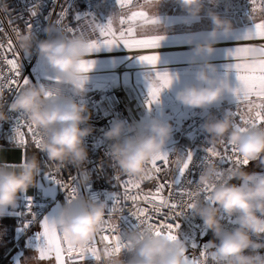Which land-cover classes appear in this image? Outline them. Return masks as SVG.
Segmentation results:
<instances>
[{
    "label": "clouds",
    "instance_id": "obj_1",
    "mask_svg": "<svg viewBox=\"0 0 264 264\" xmlns=\"http://www.w3.org/2000/svg\"><path fill=\"white\" fill-rule=\"evenodd\" d=\"M157 3L158 0H153L149 6L155 11ZM177 3L193 19L200 17L205 6V0H177ZM4 8L7 9L6 0ZM208 16L212 23L208 39L202 43L190 42L195 83L183 86L175 94L183 106L205 111L220 103L225 94L224 86L218 82L217 66L207 57L214 53L213 42L218 35L233 30L232 22L218 13L210 11ZM45 34L46 38L39 39L32 31L25 30L16 43L21 52L35 53L47 61L56 74L58 89L51 91L40 83L28 84L10 102L4 98L5 90L0 89V123L9 121V112L23 113L27 122L39 131L40 150L47 161L57 170L72 165L80 170L81 183L86 184L90 179L83 168L89 155L86 138L94 129L89 123L91 113L87 105L75 97L85 93L89 80V71H84L82 64L92 53L90 39L85 33L65 34L56 24L47 26ZM260 61H264V54H255L253 62ZM172 85L173 79L168 88ZM64 88L70 94L62 91ZM232 113L226 110L221 118L210 116L202 127L212 145L223 146L228 142L236 148L241 160L248 163L223 170L214 160L206 163L196 186L207 192L190 209L213 234L208 244L218 257L217 264H264V174L247 171L252 163L264 166V126L240 130ZM172 134L169 122L153 116L143 124L116 120L103 135L110 142V158L118 171L145 181L153 175L152 160L164 152ZM41 171V161L35 155L18 164L0 162V215L5 209L16 208L20 197L37 186ZM107 207L104 201L79 196L61 207L56 218L57 229L73 247L85 246L101 231ZM221 212L234 218V227L222 222ZM125 239L129 244L128 259L121 252L104 247L97 253L98 264H185L189 244L183 239L173 240L167 234L157 235L147 228L129 231Z\"/></svg>",
    "mask_w": 264,
    "mask_h": 264
},
{
    "label": "built area",
    "instance_id": "obj_2",
    "mask_svg": "<svg viewBox=\"0 0 264 264\" xmlns=\"http://www.w3.org/2000/svg\"><path fill=\"white\" fill-rule=\"evenodd\" d=\"M135 0H133L134 2ZM7 9L4 8L5 0H0V21L4 29L3 33H0V42L7 45L9 38L12 39L15 45V50L19 55V61L21 63V81L23 77L28 78L30 84H43L49 90L56 91L58 89L57 79H50L44 76H36L33 72V67L36 65L38 55L35 53L27 55L21 52L16 43V34L12 31L13 28L18 29L20 33H23L27 29V24L31 25L30 31H32L39 39L46 38L45 28L50 24H56L62 28L65 34L74 35L68 32V29L77 30L75 35L80 34L81 31L88 35L89 39H102L99 37L98 32L93 31V25L95 23L99 25H105L108 23L98 12V10L91 4H86L84 8L75 12V8L79 3V0H6ZM118 8L122 9L118 0H115ZM127 7V6H126ZM125 8V7H124ZM67 9L66 15L61 18L60 13ZM35 10L36 14L32 15V11ZM75 12V13H74ZM77 17L80 19L78 20ZM59 20V21H58ZM9 21L12 23L9 24ZM237 39L234 45H223L227 46H238L239 44H252L259 46L264 41L259 38L239 42ZM162 47L156 49H136L129 50L123 44H117L113 49L103 48L100 50H94L90 53L86 60H100L107 58H120V63L111 69L100 70L109 71L123 65V70L120 73H115L118 80L114 83L103 82L102 86H99V81L92 80L86 84V91L82 96L75 97V99L81 103L86 104L89 112L91 113V119L89 123L93 127V133L86 138V146L88 150V160L84 164V170L90 174L86 184L81 183L80 170L74 168L72 165H66L65 167L57 170L55 166L47 161L46 155L37 148L31 141L30 136L26 137L27 143L24 145L18 144L14 137V128L17 123V118L23 113L9 112L10 119L8 122L0 123V162H7L9 165L18 164L22 159L25 158V147L30 144L37 152L38 159L41 161L42 171L38 177V184L28 190V192L20 197L18 206L11 208V217L14 224V243L2 250L1 255L3 257L11 255L15 250L19 249L21 243L27 239L36 225L39 223H33L28 229H23L25 221L31 219V216L26 213V205L28 204V197H31L32 213L35 214L37 221L42 220L51 207L58 202L62 201L63 205L68 202L67 193L61 189L53 180L46 177V173H50L56 179L74 184L77 189L79 196L104 201L108 205L106 211L113 205V195L117 192L122 191L115 184L114 177L116 174H122L115 167L114 162L110 158L109 154V141L104 138V132L111 126L116 120H125L129 124H143L150 120L156 115L157 106L154 104L152 109L142 115L141 119L135 120L130 116L128 111L125 109L124 102L119 98V92L115 90V85L118 82L123 81L125 74L130 75V80L134 81L133 75L137 70H149V69H162L166 71L176 72H187L194 73L195 66L193 62L186 63H174V64H160L155 66H129L132 59H137L138 55H149V54H161V53H174L190 51L189 49H169L162 50ZM8 58H12V53H4ZM235 58L227 60H209L211 63L219 64L221 62L233 61ZM0 69H3L4 75L7 76L8 66L0 63ZM220 70L219 68H217ZM235 74H239L236 70H231ZM107 73H100L98 71H89L88 75H100ZM17 89L11 91H4V98L7 102H10L13 97L17 94ZM66 94L68 89H62ZM161 97L164 100L163 107L166 109L168 116L165 121L169 122L173 127V134L168 144L166 145L164 152L169 154V165L164 168L162 162H158L163 170L158 174V180L156 178L143 181L142 190L144 192L154 191L158 181L163 182L165 180H172L176 173V166L173 161L176 160L177 155H186L189 151L193 154V162L190 174L186 173L188 179L196 181L199 172L204 166V157L206 156L205 149L213 146L208 141V134L203 130V123L210 116L221 118L226 110L233 112L237 111L238 100L234 92L224 94L223 100L213 105L208 110L191 109L180 104L175 97H173L167 89L161 91ZM7 111V107H5ZM242 112H246V108L241 105L239 109ZM26 119V118H25ZM236 123H242L239 117H233ZM23 122V121H22ZM26 131L25 129H22ZM218 151L223 152V146H215ZM214 161H218V158L214 157ZM221 170L227 169L232 165L231 162L218 164ZM154 176L157 174L153 173ZM69 177L75 178L73 181ZM123 179H128L127 174H122ZM134 178V177H133ZM40 183V184H39ZM57 187L58 196L48 195L45 191L46 187ZM186 188L191 190L194 186L185 184ZM167 195V189L165 190ZM203 195V194H202ZM143 206V205H141ZM134 209L131 208L130 202L125 206L119 219V213L113 217V223L117 224L122 234H126L129 231L136 230L135 226L138 221L130 214ZM164 211H167L166 209ZM107 216V213H106ZM222 222L228 227H234V218L227 217L221 212ZM160 220L163 217H159ZM158 222V221H154ZM180 224V229L177 233L178 238L185 240L190 247V243H197L198 248L193 250L194 258L202 259L200 257L201 251H203V245L208 244L209 241H200V237L204 234L207 229L204 227L202 220H200L191 209H188L184 215L176 218V221ZM104 248V244L99 241V235H97V250L98 252ZM191 248V247H190ZM213 250L210 248L207 252L210 254ZM123 255H130L127 249L122 250ZM87 258H93L88 256ZM86 258V259H87ZM207 264H217L216 261L211 259L209 255L207 258Z\"/></svg>",
    "mask_w": 264,
    "mask_h": 264
},
{
    "label": "snow or ice",
    "instance_id": "obj_3",
    "mask_svg": "<svg viewBox=\"0 0 264 264\" xmlns=\"http://www.w3.org/2000/svg\"><path fill=\"white\" fill-rule=\"evenodd\" d=\"M153 0H144V6L150 5ZM252 4L251 19L254 21L255 17L253 13L257 11L258 0H250ZM118 4L121 8L131 6L133 0H118ZM259 11L261 13L260 22H254V29L243 36L239 42L251 41L259 38L264 41V0H259ZM67 13V9L60 13L63 18ZM36 11H32V15H35ZM118 18L120 29L117 31L113 24ZM79 20L80 18L77 17ZM59 21V20H58ZM139 22L143 24L155 25L158 20L155 17H150L146 11H132L130 15H120L109 20L105 25H99L95 23L93 25V31L98 32L99 37L102 39H90V48L92 51L98 49L102 44L106 46H113L117 44H123L129 50L136 49H156L160 46L162 36H150L146 38H137V32L134 25ZM2 21H0V33L4 32ZM12 22L9 21V24ZM127 25V27H125ZM27 29H31V25L27 24ZM12 31L18 38L21 34L18 29L13 28ZM77 30L71 28L68 32L75 35ZM81 33H83L81 31ZM12 53V58H8L4 53ZM264 54V43L259 46L252 44H239L235 51L230 53L236 63L234 67L237 69L239 75L238 79L241 82V86L234 91L238 100L237 111L233 112V117H239L242 123H236L238 129L246 130L250 127L264 126V61L253 62L255 54ZM138 59L146 65L155 66L158 63L159 57L156 54L151 55H138ZM0 63L8 66V75L5 76L3 69H0V89L11 91L12 89L19 90L23 86L30 84L28 78L23 77L21 81V63L19 61V55L15 50L14 42L11 38L8 39L7 45L0 42ZM93 61H84L82 68L84 71H90L93 67ZM154 75L147 77L148 79V107L151 108L152 103L159 101L161 91L168 88L171 85L172 77L167 72L155 71ZM57 79V78H56ZM243 105L246 108V112H242L239 109ZM23 121V122H22ZM23 131L22 129H25ZM30 136L31 141L37 148H40L41 136L39 131L27 122L22 114L17 118V123L14 128L15 141L18 144L24 145L27 143L26 137ZM206 156L204 157V165L213 160L214 157L218 158L217 164H223L231 162L233 166H245L247 161H242L234 146L225 142L223 144V152L218 151L213 145L205 149ZM158 162H162L163 167L166 168L169 161V154L167 152L160 153L151 162V169L156 176L152 175L145 181L156 178L158 180V174L163 170ZM193 162V154L189 151L186 155H177V158L172 163L176 166V175L172 180H165L157 183L154 191L144 192L142 190V182L128 175V179H123L122 174H116L114 177L115 184L122 191L113 195V205L108 210L107 216L103 222V227L98 233L99 241L104 244V247H110L115 252L120 253L123 249H127L129 244L125 239V234H122L117 224L113 223V217L119 213V219L125 206L130 202L131 211L130 214L138 221L135 228L137 230L147 228L154 231L157 235L167 234L170 239H177V233L180 229V224L176 221V218L184 215V213L193 207V202L202 198L207 192L205 190H198L196 181L188 179L186 173L189 175L191 171V165ZM47 178L53 180L57 185L61 187L66 193L68 201L74 200L79 197L78 189L74 184L56 179L50 173L45 174ZM71 181L75 178L69 177ZM194 186L191 190L184 185ZM167 189V195L165 190ZM203 194V195H202ZM28 204L26 205V213L31 216V219L27 220L23 224V229H28L33 223H39L42 229L37 236L40 243L37 245V251L39 259L45 260L55 257L56 264H81L88 256L99 259L97 253V236L93 238L87 245L81 247H73L57 229L56 220H49L47 217L37 221L36 216L32 213L31 197L27 198ZM143 205V206H141ZM167 211H164V210ZM159 217H163L162 220ZM158 221V222H154ZM191 249L198 248L197 243H190ZM209 244L203 245V251L200 253L202 259L189 258L185 256V264H207V258L210 255L214 261L218 260V257L211 252H207L210 249Z\"/></svg>",
    "mask_w": 264,
    "mask_h": 264
},
{
    "label": "rangeland",
    "instance_id": "obj_4",
    "mask_svg": "<svg viewBox=\"0 0 264 264\" xmlns=\"http://www.w3.org/2000/svg\"><path fill=\"white\" fill-rule=\"evenodd\" d=\"M86 4L93 5L99 12V14L106 19L108 22L110 19L119 17L120 15L128 16L132 11H140L144 10L150 17H154L158 20V27L151 24H143V22H139L134 25L137 38H146L150 36H162L163 39L160 41V46L165 45H180V44H192L193 43H202L208 39V32L212 28L211 20L208 16V12H216L221 15L223 18L228 19L232 22L233 30L228 33H220L216 40L217 41H229V40H237L241 39L248 32L254 29V22H260L261 13L259 11V0L257 5V11L253 13L255 20L251 19L252 15V4L250 0H205L204 9L198 19H193L187 15V13L180 7L177 3V0H158V3L155 7V11L149 5L141 8V5L144 4V0H135L131 6H127L125 8H118L115 3V0H81L77 7L75 8V12H78L82 8L85 7ZM74 12V13H75ZM114 28L118 31L121 27L119 24L118 18L114 21ZM127 27V25H125ZM115 48L116 45L111 47L106 45H101L100 48ZM237 46H227V47H217L215 48L214 53L207 57L208 60H227L230 53L234 52ZM151 55V54H149ZM159 57L158 63H165L171 61H177L179 59H189L194 57L192 50L183 51L177 53H161L156 54ZM122 59H100V60H90L93 61V67L91 70H99L106 68H113L117 64L120 63ZM88 61V60H86ZM187 61V60H184ZM223 63V62H221ZM137 65H146L143 64L139 59L130 63L129 66H137ZM224 68L225 70H237L236 68H232L225 65L217 66ZM90 70V71H91ZM159 72H167L173 78V85L171 88H168L169 92L175 96L176 91L182 88L183 86L191 83H195L194 74L193 73H181V72H170L166 70H155ZM33 72L36 76H44L50 79H56L55 72L48 65L47 61L43 57H38L36 65L33 67ZM176 72V73H175ZM144 75V86L148 92V79L147 77L150 75H154L152 71H142L136 73L135 81L139 82V78ZM218 82L227 89H237L241 86V82L238 79V75L232 74H217ZM92 80L99 81V86L103 85V82L114 83L118 80V77L115 73L110 74H100L89 76V83ZM125 81H129V75L124 76ZM226 91V90H225ZM157 106L156 115L161 119L165 120L168 116L172 115V113L168 114L166 109L163 107L164 100L161 95L159 97V101L154 103ZM252 163L247 167V171L252 172L254 169ZM257 168L259 167L257 164L255 165ZM262 167V166H260ZM40 184V183H39ZM58 188L51 186L46 187L45 191L48 195L58 196L57 193ZM63 206L61 200L56 202L51 209L47 212V218L49 220H56L58 213ZM3 214L9 216V212L7 209L3 211ZM40 228V225H36L34 232ZM35 237V236H34ZM38 245V244H37ZM37 245L31 246L32 251H28L27 253L23 251L21 246L19 249L15 250L11 255L4 257V261L6 264H56L55 257L53 259H39V254L37 251ZM188 248H190L188 246ZM187 248V250H188ZM22 249V250H21ZM130 255L122 256L124 259H128ZM52 258V257H51ZM81 264H98L95 258H87L81 262Z\"/></svg>",
    "mask_w": 264,
    "mask_h": 264
},
{
    "label": "crops",
    "instance_id": "obj_5",
    "mask_svg": "<svg viewBox=\"0 0 264 264\" xmlns=\"http://www.w3.org/2000/svg\"><path fill=\"white\" fill-rule=\"evenodd\" d=\"M81 0H79V2H80ZM177 45V44H176ZM165 46H171V45H165ZM104 48H106V47H104ZM100 49H103V48H100ZM100 49H96V50H100ZM107 49H113V48H107ZM174 53H177V52H174ZM193 56H194V54H193ZM228 58H234L232 55L231 56H229ZM107 59H116V58H107ZM138 59V58H137ZM137 59H132L133 61H135V60H137ZM193 59H194V57H192V58H189V59H186V58H184V59H179V60H177V61H171V62H165V63H157L156 65H160V64H174V63H186V62H193ZM184 60H187V61H184ZM132 61V62H133ZM131 62V63H132ZM235 63H236V60H233V61H226V62H223V63H219V64H215L216 66H221V65H227V66H229V67H232V68H235L234 67V65H235ZM118 65V64H117ZM116 65V66H117ZM129 65H130V63H129ZM137 66H150V65H137ZM114 68V67H113ZM217 68H219L220 70H218V75L219 74H232V75H239V74H235V73H233L231 70H225L224 68H221V67H217ZM106 69H111V68H106ZM106 69H99V70H93V71H100V70H106ZM153 69H149V70H137L136 72H134V75H133V78H134V81L133 82H135V83H137V84H139V85H142L143 86V88L146 90V88H145V86H144V81H143V79H144V75H142V77H140L139 78V82H136L135 81V76H136V73H138V72H142V71H152ZM155 70H159V69H155ZM237 71V70H236ZM176 73V72H175ZM181 73H187V72H181ZM107 74H110V73H107ZM190 74V73H189ZM194 74V73H193ZM126 75H128V74H126ZM125 76V75H124ZM124 76H123V81L124 82H130L131 80H129V81H125L124 80ZM129 79H130V75H129ZM168 90V89H167ZM225 94L226 93H231V92H234L233 91V89H227V88H225ZM169 91V90H168ZM146 92H147V90H146ZM147 94H148V92H147ZM171 94V93H170ZM172 95V94H171ZM173 97H175L174 95H172ZM25 158H26V156H25ZM256 164H253V166H254V169L252 170V172H254V173H261V174H264V166H262V167H256L255 166ZM7 211L9 212V216L8 217H10L11 219H10V221L9 222H7L6 220H4L3 218L4 217H7L6 215H4V214H2V215H0V240L1 241H5L6 240V238H7V240L8 239H10L11 238V236H12V238H13V240H14V224H13V220H12V217H11V208H9V209H7ZM47 215H48V213H47ZM47 215H45V217H47ZM44 217V218H45ZM9 225V226H8ZM11 227V228H10ZM9 228L11 229V231L9 230ZM42 229L41 228H39L38 229V231L36 230L35 232H34V230L32 231V233L30 234V236L27 238V239H25L22 243H21V248H23V251L24 252H28V251H32V248H31V246H34V245H37V244H39L40 243V240H42V237L38 240L37 239V236H38V234L40 233V231H41ZM35 236V237H34ZM0 241V242H1ZM7 248V247H6ZM3 249H5V248H3ZM2 249V250H3ZM2 250L0 251V256H2L1 255V252H2ZM22 250V249H21ZM129 255V254H128ZM124 256V255H123ZM1 259H2V261L5 263L6 261H4L5 259H4V257L2 256V257H0ZM54 258V255L52 256V258H50V259H53ZM4 259V260H3ZM6 264V263H5Z\"/></svg>",
    "mask_w": 264,
    "mask_h": 264
},
{
    "label": "bare ground",
    "instance_id": "obj_6",
    "mask_svg": "<svg viewBox=\"0 0 264 264\" xmlns=\"http://www.w3.org/2000/svg\"><path fill=\"white\" fill-rule=\"evenodd\" d=\"M236 40L229 41H217L213 42L214 48L222 47L223 45H234ZM193 44H180V45H171V46H159L162 47V50L169 49H189L192 50ZM123 70V65L117 67L115 69L109 71H98L100 73H120ZM115 90L119 92V98L124 102L125 109L128 111L130 116L133 119L139 120L142 115L148 112L153 107V103L151 104V108L149 109L148 105V94L142 85H139L133 81L130 82H118L115 85Z\"/></svg>",
    "mask_w": 264,
    "mask_h": 264
},
{
    "label": "trees",
    "instance_id": "obj_7",
    "mask_svg": "<svg viewBox=\"0 0 264 264\" xmlns=\"http://www.w3.org/2000/svg\"><path fill=\"white\" fill-rule=\"evenodd\" d=\"M33 155L37 156L38 158V154L36 152V150L30 145V144H27L26 147H25V156H26V159L32 157ZM249 166V165H248ZM247 166V167H248ZM235 183H240V181H233ZM4 220H6L7 222L10 221V217H4L3 218ZM9 226V225H8ZM11 228V227H10ZM9 228V230L11 231V229ZM213 239V234L211 231L207 230L204 234H202V236L200 237V241L203 242V241H211ZM1 241V240H0ZM14 243V240L11 236L10 239L6 240L5 241H1L0 242V251L3 249V248H6V247H10L12 244ZM187 251H192L191 248H188ZM193 252V251H192ZM2 257V256H0ZM0 264H5L2 259L0 258Z\"/></svg>",
    "mask_w": 264,
    "mask_h": 264
},
{
    "label": "water",
    "instance_id": "obj_8",
    "mask_svg": "<svg viewBox=\"0 0 264 264\" xmlns=\"http://www.w3.org/2000/svg\"><path fill=\"white\" fill-rule=\"evenodd\" d=\"M186 255L189 256V258H194V254L192 251H187Z\"/></svg>",
    "mask_w": 264,
    "mask_h": 264
}]
</instances>
